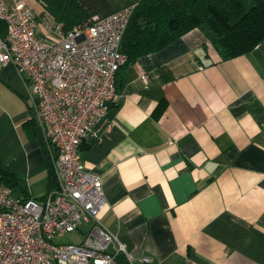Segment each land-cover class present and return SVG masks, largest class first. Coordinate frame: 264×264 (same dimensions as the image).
<instances>
[{"label": "crops", "instance_id": "1", "mask_svg": "<svg viewBox=\"0 0 264 264\" xmlns=\"http://www.w3.org/2000/svg\"><path fill=\"white\" fill-rule=\"evenodd\" d=\"M213 36L201 25L126 67L107 119L81 144L103 182L101 220L132 264H264V40L222 60ZM3 83L29 94L16 125L30 126V168L49 182L33 83L11 64L0 69Z\"/></svg>", "mask_w": 264, "mask_h": 264}, {"label": "built area", "instance_id": "2", "mask_svg": "<svg viewBox=\"0 0 264 264\" xmlns=\"http://www.w3.org/2000/svg\"><path fill=\"white\" fill-rule=\"evenodd\" d=\"M40 6L0 0L8 29L0 37V69L11 64L33 83L34 117L56 183L41 198L16 197L0 172V264H132L125 244L101 220L103 182L87 170L80 147L119 97L116 73L128 60L121 44L136 5L96 14L69 31ZM141 79L149 87L148 76ZM88 221L93 225L82 242L59 241Z\"/></svg>", "mask_w": 264, "mask_h": 264}, {"label": "trees", "instance_id": "3", "mask_svg": "<svg viewBox=\"0 0 264 264\" xmlns=\"http://www.w3.org/2000/svg\"><path fill=\"white\" fill-rule=\"evenodd\" d=\"M36 1L58 24H62L64 31L90 21L96 14L106 16L136 5L121 44V51L128 60L116 73L117 90L126 67L143 56L159 52L201 25L213 30L211 42L222 60L245 55L264 40V0ZM7 32V25L0 20V37H5ZM49 178L48 190L56 183L51 165ZM2 179L12 187L14 178L2 175Z\"/></svg>", "mask_w": 264, "mask_h": 264}, {"label": "rangeland", "instance_id": "4", "mask_svg": "<svg viewBox=\"0 0 264 264\" xmlns=\"http://www.w3.org/2000/svg\"><path fill=\"white\" fill-rule=\"evenodd\" d=\"M32 5L39 11L40 3L30 0ZM201 69V67H200ZM204 69V68H203ZM202 70V69H201ZM5 89L0 85V168L1 174L8 178H14L12 187L14 196L29 197L40 196L47 192L49 188L48 177L43 175L41 168L31 169L28 158L31 138L35 135L30 134L26 126L16 125V116L28 109V97H24L14 91L11 87L4 84ZM13 93V94H12ZM46 155V154H45ZM53 169V165L51 163ZM48 173L47 168L45 169ZM48 175V174H47ZM15 182V183H14ZM60 242L78 241L76 232H70L66 237L60 238Z\"/></svg>", "mask_w": 264, "mask_h": 264}]
</instances>
